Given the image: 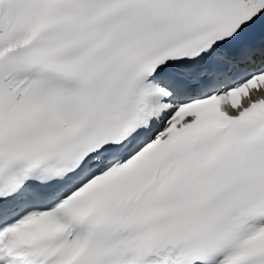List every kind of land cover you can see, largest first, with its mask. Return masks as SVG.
<instances>
[{"label":"snow or ice","instance_id":"snow-or-ice-1","mask_svg":"<svg viewBox=\"0 0 264 264\" xmlns=\"http://www.w3.org/2000/svg\"><path fill=\"white\" fill-rule=\"evenodd\" d=\"M0 264H264V0H0Z\"/></svg>","mask_w":264,"mask_h":264}]
</instances>
